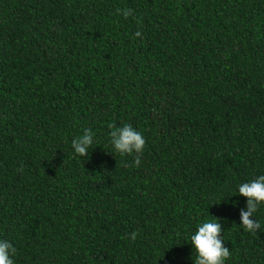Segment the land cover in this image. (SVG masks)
Listing matches in <instances>:
<instances>
[{
    "label": "trees",
    "instance_id": "16d2710c",
    "mask_svg": "<svg viewBox=\"0 0 264 264\" xmlns=\"http://www.w3.org/2000/svg\"><path fill=\"white\" fill-rule=\"evenodd\" d=\"M109 124L142 133L139 167ZM89 129L82 158L71 142ZM260 175L264 0H0V240L14 264H194L190 237L216 218L224 264H264V202L252 234L238 194Z\"/></svg>",
    "mask_w": 264,
    "mask_h": 264
},
{
    "label": "clouds",
    "instance_id": "9594fccd",
    "mask_svg": "<svg viewBox=\"0 0 264 264\" xmlns=\"http://www.w3.org/2000/svg\"><path fill=\"white\" fill-rule=\"evenodd\" d=\"M131 9L117 8L116 13L122 14L127 18L131 14ZM141 36V32L135 34ZM110 143L116 152L121 155H132L135 153L134 166L139 167L141 164L140 156L146 147V140L142 133L136 130L131 124H124L117 127L115 124H109ZM93 144L92 131L85 130L82 135L75 137L71 142L74 154L87 158L89 148ZM127 166V165H126ZM238 194L247 198L246 210L240 211V226L244 231L257 234L261 229V224L254 217L261 202H264V175H260L250 182L243 183L238 187ZM222 227L219 219L216 218L210 222H204L198 225L195 234L191 235V245L195 250L194 264H224V261L230 258L231 253L228 247L224 246L222 238ZM136 232H132L130 237L135 240ZM17 249L7 240H0V264H14L12 257L16 254Z\"/></svg>",
    "mask_w": 264,
    "mask_h": 264
}]
</instances>
